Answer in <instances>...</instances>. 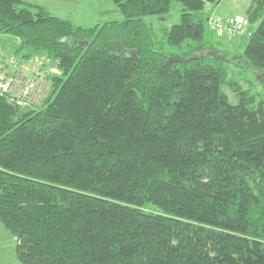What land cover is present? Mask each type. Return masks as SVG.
I'll list each match as a JSON object with an SVG mask.
<instances>
[{
  "label": "trees",
  "instance_id": "trees-1",
  "mask_svg": "<svg viewBox=\"0 0 264 264\" xmlns=\"http://www.w3.org/2000/svg\"><path fill=\"white\" fill-rule=\"evenodd\" d=\"M112 1L122 21L83 27L0 0V36L20 39L0 67L50 84L42 103L0 96V223L20 263L264 264V0L230 58L206 38L224 0ZM176 4L159 52L144 18Z\"/></svg>",
  "mask_w": 264,
  "mask_h": 264
},
{
  "label": "rangeland",
  "instance_id": "rangeland-1",
  "mask_svg": "<svg viewBox=\"0 0 264 264\" xmlns=\"http://www.w3.org/2000/svg\"><path fill=\"white\" fill-rule=\"evenodd\" d=\"M21 7L27 5H38L45 8L51 15L58 18L72 21L76 25L83 27H91L96 24H103L110 21H122L124 16L122 12L115 6L112 0H20ZM252 0H224L213 12L215 20H228L238 22L245 26L246 10L250 6ZM212 9V8H209ZM212 17V18H213ZM145 23L150 27L154 49L159 52H170L167 45L166 33L172 28V26L181 22L180 6L174 5L171 12L158 17L147 16L144 18ZM257 25L250 27L251 31H254ZM206 38L210 42L211 47H214L226 56L235 57L242 56L245 52L246 46L249 43L248 36H239L230 38L224 33L215 32L211 29L210 24H206ZM20 39L10 35L0 36V58L6 63H12L15 57L14 53L19 47ZM172 52V51H171ZM52 68V72L56 73L58 70L52 63H48ZM30 67V66H29ZM26 67L28 73L34 77L37 71H41L39 67L33 65L32 67ZM25 68V69H26ZM22 69V68H20ZM10 71V69H9ZM43 71H41L42 73ZM44 73V72H43ZM45 74V73H44ZM46 75V74H45ZM251 80V78H250ZM40 85V82L38 83ZM50 84L47 80H43L41 83V89L44 93L47 92V87ZM46 91V92H45ZM230 98L233 102L236 101L234 95L229 91ZM39 103H42L40 99ZM6 229L0 223V264H21L17 256H13V252L17 243H13L10 254L7 253L9 249L8 243H6L2 234H5ZM8 233V232H6ZM8 235H11L8 233ZM7 244V246L5 245Z\"/></svg>",
  "mask_w": 264,
  "mask_h": 264
},
{
  "label": "built area",
  "instance_id": "built-area-1",
  "mask_svg": "<svg viewBox=\"0 0 264 264\" xmlns=\"http://www.w3.org/2000/svg\"><path fill=\"white\" fill-rule=\"evenodd\" d=\"M213 30L224 33L229 37L242 35L244 26L238 22L213 21L211 23ZM14 68L13 72H4L0 67V96H9L10 99L18 105L33 101L39 103L45 98L44 91L41 89V83L44 79L41 73L36 72L34 77L26 75L27 68ZM10 73V74H9ZM40 82V85L38 83Z\"/></svg>",
  "mask_w": 264,
  "mask_h": 264
},
{
  "label": "crops",
  "instance_id": "crops-1",
  "mask_svg": "<svg viewBox=\"0 0 264 264\" xmlns=\"http://www.w3.org/2000/svg\"><path fill=\"white\" fill-rule=\"evenodd\" d=\"M3 226V225H2ZM4 227V226H3ZM5 228V227H4ZM6 229V228H5ZM5 232V234H2L3 235V237H4V239H5V241H6V243H8V247H9V249L7 250V253L8 254H10V252H11V249H12V245H13V243H17V240H16V238L13 236V235H8V233H10L7 229L4 231ZM6 232H8V233H6ZM11 234V233H10ZM5 243V245L7 246V244ZM13 256L15 257V256H17V245L15 246V249H14V252H13ZM17 258H18V256H17ZM19 260V259H18ZM14 264H17L16 262L14 263Z\"/></svg>",
  "mask_w": 264,
  "mask_h": 264
}]
</instances>
